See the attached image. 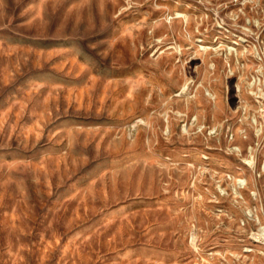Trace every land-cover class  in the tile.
Segmentation results:
<instances>
[{"label":"rangeland","instance_id":"374dc122","mask_svg":"<svg viewBox=\"0 0 264 264\" xmlns=\"http://www.w3.org/2000/svg\"><path fill=\"white\" fill-rule=\"evenodd\" d=\"M0 264H264V0H0Z\"/></svg>","mask_w":264,"mask_h":264}]
</instances>
